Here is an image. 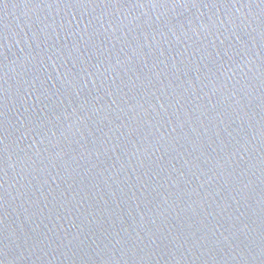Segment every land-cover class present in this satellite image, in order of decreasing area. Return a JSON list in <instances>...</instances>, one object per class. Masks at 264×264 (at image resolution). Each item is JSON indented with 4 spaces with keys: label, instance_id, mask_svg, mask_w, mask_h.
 <instances>
[{
    "label": "water",
    "instance_id": "95a60500",
    "mask_svg": "<svg viewBox=\"0 0 264 264\" xmlns=\"http://www.w3.org/2000/svg\"><path fill=\"white\" fill-rule=\"evenodd\" d=\"M0 264H264V0H0Z\"/></svg>",
    "mask_w": 264,
    "mask_h": 264
}]
</instances>
